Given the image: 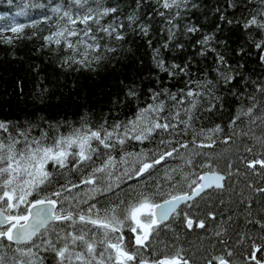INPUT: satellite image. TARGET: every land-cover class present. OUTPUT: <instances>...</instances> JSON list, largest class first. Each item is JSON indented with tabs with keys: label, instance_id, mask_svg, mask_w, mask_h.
<instances>
[{
	"label": "snow or ice",
	"instance_id": "6c2138e0",
	"mask_svg": "<svg viewBox=\"0 0 264 264\" xmlns=\"http://www.w3.org/2000/svg\"><path fill=\"white\" fill-rule=\"evenodd\" d=\"M5 3L0 264H264V0Z\"/></svg>",
	"mask_w": 264,
	"mask_h": 264
},
{
	"label": "trees",
	"instance_id": "16d2710c",
	"mask_svg": "<svg viewBox=\"0 0 264 264\" xmlns=\"http://www.w3.org/2000/svg\"><path fill=\"white\" fill-rule=\"evenodd\" d=\"M17 3L22 2V0H16ZM5 4V0H0V5ZM15 11V9H13V12ZM5 52L4 51H0V60H3L5 58ZM91 84V82H89ZM97 83H99V81H97Z\"/></svg>",
	"mask_w": 264,
	"mask_h": 264
}]
</instances>
